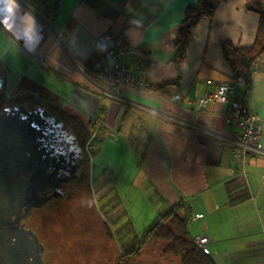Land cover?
<instances>
[{
  "label": "crops",
  "instance_id": "obj_1",
  "mask_svg": "<svg viewBox=\"0 0 264 264\" xmlns=\"http://www.w3.org/2000/svg\"><path fill=\"white\" fill-rule=\"evenodd\" d=\"M196 1L19 0L43 39L29 52L0 26L5 88L15 102L94 128L85 183L102 227L118 238L119 256L135 250L147 226L182 202L189 237L207 238L215 264H264V155L232 154L240 131L224 122L227 105L198 103L223 80L239 77L228 71L221 44L254 42L259 15L247 0H222L212 19L192 29L182 76L166 96L127 86H106L113 96L107 95L85 71L99 39L113 32L126 45L133 78L148 86L174 80L177 27ZM251 72L249 89L236 86L233 98L263 116L264 65ZM174 93L180 105L170 101ZM259 144L264 149V130Z\"/></svg>",
  "mask_w": 264,
  "mask_h": 264
},
{
  "label": "flooded vegetation",
  "instance_id": "obj_2",
  "mask_svg": "<svg viewBox=\"0 0 264 264\" xmlns=\"http://www.w3.org/2000/svg\"><path fill=\"white\" fill-rule=\"evenodd\" d=\"M37 109L26 101L15 102L4 83L0 119L10 127L0 130V264H71L59 252L65 248L61 241L69 239L48 237L37 214L54 210L69 199L76 183L87 180L91 143L50 112L41 127ZM14 121L21 124L18 131ZM55 131H61L60 141Z\"/></svg>",
  "mask_w": 264,
  "mask_h": 264
},
{
  "label": "trees",
  "instance_id": "obj_3",
  "mask_svg": "<svg viewBox=\"0 0 264 264\" xmlns=\"http://www.w3.org/2000/svg\"><path fill=\"white\" fill-rule=\"evenodd\" d=\"M222 0H197L195 5L186 7L183 19L177 27V36L174 45L173 64L177 77L168 82L158 85H146L143 88L147 91L166 96L167 88L172 87L182 76L185 53L191 39L192 29L203 18L212 19L218 5ZM251 9L259 15V22L256 29L254 42L250 46H233L229 42L221 44L222 55L225 59L228 71L232 75L241 76L244 79V86L249 89L251 84V68L253 63L264 53V0H247ZM103 52L98 45L97 50L92 55L91 60L86 64L85 71L93 78L100 80L103 76ZM103 83V82H102ZM68 124L74 133L84 141L96 142L92 137L93 128L86 125L77 118L68 117ZM92 130V131H91ZM183 207L182 202H178L168 208L162 215L158 216L143 231L139 245L129 254L121 257V260H131L130 257L139 258L144 246L158 244L159 259H152L150 264H160L163 259L169 262L171 256H177L180 264H215L208 254L199 249L187 233L186 214L180 213ZM141 252V253H140ZM149 254V253H148Z\"/></svg>",
  "mask_w": 264,
  "mask_h": 264
},
{
  "label": "rangeland",
  "instance_id": "obj_4",
  "mask_svg": "<svg viewBox=\"0 0 264 264\" xmlns=\"http://www.w3.org/2000/svg\"><path fill=\"white\" fill-rule=\"evenodd\" d=\"M95 127L97 126L95 125ZM94 181L95 186L91 184V189L93 187L96 189L98 184V181ZM110 181L115 183L117 180L111 178ZM116 191L117 187L111 189V192L107 193L104 199L107 198L108 200ZM97 195H99V191ZM93 199L95 201L94 197ZM104 199H101L100 202ZM37 220L46 224L45 231L48 233V237L69 239L61 241V248L64 246L65 248L59 252L67 256L66 259L69 260L67 262L71 264H150L152 259L160 258L161 250H158L159 245L155 244L150 247L144 246L139 258L131 256V260H121L119 246L115 243L118 238L113 233L114 237L111 239L107 229L102 227L97 211L93 208L85 182L83 184L76 183L68 200L60 202L54 210H45L41 214H37ZM76 244H78L79 249ZM130 250L131 247L128 251ZM169 258V262L163 259L160 264H180L177 256Z\"/></svg>",
  "mask_w": 264,
  "mask_h": 264
},
{
  "label": "built area",
  "instance_id": "obj_5",
  "mask_svg": "<svg viewBox=\"0 0 264 264\" xmlns=\"http://www.w3.org/2000/svg\"><path fill=\"white\" fill-rule=\"evenodd\" d=\"M102 48L104 60L106 62L103 69V76L100 80L103 86L99 91L107 95H112L105 88L111 86L119 90L123 86L131 88H143V83L133 78L127 70L124 62V56L128 53L123 40L116 33L106 32L98 41ZM259 64L264 65V53L253 63L251 70H256ZM244 84L242 77L223 80L218 84L215 91L209 93L198 100L200 105L208 101L224 103L227 108L224 112V122L228 125H234L239 129V136L232 140L230 144L231 153L244 156L246 154L264 155V149L259 144L261 133L264 130V115L260 116L249 112L242 103L233 98L236 86ZM113 96V95H112ZM179 94H172L170 101L180 105ZM99 127V124H96ZM113 137V135H112ZM194 244L207 254L205 236L194 238Z\"/></svg>",
  "mask_w": 264,
  "mask_h": 264
},
{
  "label": "clouds",
  "instance_id": "obj_6",
  "mask_svg": "<svg viewBox=\"0 0 264 264\" xmlns=\"http://www.w3.org/2000/svg\"><path fill=\"white\" fill-rule=\"evenodd\" d=\"M19 18L21 25H17ZM0 26L15 40H22L25 50L34 52L43 39L35 16L21 8L19 0H0Z\"/></svg>",
  "mask_w": 264,
  "mask_h": 264
},
{
  "label": "water",
  "instance_id": "obj_7",
  "mask_svg": "<svg viewBox=\"0 0 264 264\" xmlns=\"http://www.w3.org/2000/svg\"><path fill=\"white\" fill-rule=\"evenodd\" d=\"M4 83H5V74L1 71V68H0V92H1V90H2V88H3V85H4ZM12 109H14V110H23V108L21 109V108H19V107H13ZM19 112H22V111H19ZM23 113V112H22ZM48 117H49V114L48 113H46V112H44V111H42V110H39V109H37V123L42 127L43 125H44V123L47 121V119H48ZM11 124H12V126H13V129L14 130H19V129H17L16 127H18V124L19 125H21L19 122L17 123V122H11ZM10 127V124H8V122L7 121H5V120H1L0 119V130L1 129H5V128H9ZM15 127V128H14ZM69 133V132H68ZM57 136V139H58V141H60L61 140V138H59V136H62V134H61V131H55L54 133H53V136ZM70 135V134H69ZM71 136V135H70ZM37 141H40V140H37ZM40 149V144H37V150H39ZM40 160H41V163H40V165L42 164V161H43V159L42 158H40ZM27 169H29V168H26V170Z\"/></svg>",
  "mask_w": 264,
  "mask_h": 264
}]
</instances>
